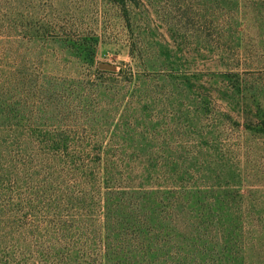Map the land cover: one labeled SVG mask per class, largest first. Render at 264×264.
I'll list each match as a JSON object with an SVG mask.
<instances>
[{
    "label": "rangeland",
    "instance_id": "374dc122",
    "mask_svg": "<svg viewBox=\"0 0 264 264\" xmlns=\"http://www.w3.org/2000/svg\"><path fill=\"white\" fill-rule=\"evenodd\" d=\"M0 264H264V0H0Z\"/></svg>",
    "mask_w": 264,
    "mask_h": 264
},
{
    "label": "trees",
    "instance_id": "16d2710c",
    "mask_svg": "<svg viewBox=\"0 0 264 264\" xmlns=\"http://www.w3.org/2000/svg\"><path fill=\"white\" fill-rule=\"evenodd\" d=\"M83 49L90 50L91 48L87 46V47H83ZM84 59L88 63H91V61H92V58H90V57H85ZM119 195H121V194L107 193L106 196L104 197L103 202H104L105 207H104V212H103L104 214L103 215H104L105 224H106V225H104V229H105L108 237L112 233L111 229H109L108 222L112 218L113 213L115 214L117 212L116 208L112 209V207H113L112 202H113V200L117 199V197Z\"/></svg>",
    "mask_w": 264,
    "mask_h": 264
}]
</instances>
